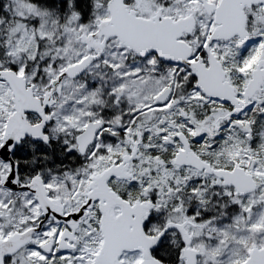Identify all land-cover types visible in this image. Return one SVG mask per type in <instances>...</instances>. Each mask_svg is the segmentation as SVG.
Instances as JSON below:
<instances>
[{
    "label": "snow or ice",
    "instance_id": "snow-or-ice-1",
    "mask_svg": "<svg viewBox=\"0 0 264 264\" xmlns=\"http://www.w3.org/2000/svg\"><path fill=\"white\" fill-rule=\"evenodd\" d=\"M0 264H264V0H0Z\"/></svg>",
    "mask_w": 264,
    "mask_h": 264
}]
</instances>
